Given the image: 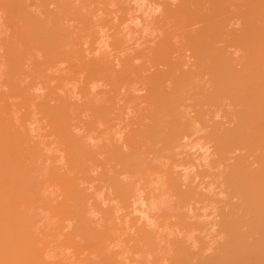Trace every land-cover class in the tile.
Segmentation results:
<instances>
[{"label":"bare ground","instance_id":"bare-ground-1","mask_svg":"<svg viewBox=\"0 0 264 264\" xmlns=\"http://www.w3.org/2000/svg\"><path fill=\"white\" fill-rule=\"evenodd\" d=\"M0 264H264V0H0Z\"/></svg>","mask_w":264,"mask_h":264}]
</instances>
